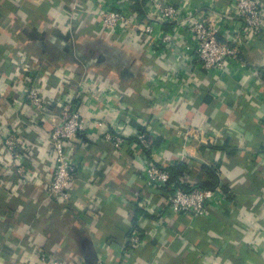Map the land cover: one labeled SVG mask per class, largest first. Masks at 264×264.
Returning <instances> with one entry per match:
<instances>
[{"label": "crops", "instance_id": "obj_1", "mask_svg": "<svg viewBox=\"0 0 264 264\" xmlns=\"http://www.w3.org/2000/svg\"><path fill=\"white\" fill-rule=\"evenodd\" d=\"M77 1L83 12H73ZM95 1L0 0V264H40L44 253L64 264H120L134 227L144 241L132 264H264V28L248 37L242 23L227 22L220 39L237 47L247 70L226 64L208 72L187 34L149 52L128 31L118 36L97 26ZM161 1L183 5L194 20L234 2ZM20 64L46 78L43 111L26 99ZM91 77L95 85L79 94L87 130L74 145L79 171L66 207L48 194L55 169L49 139L78 95L72 86ZM99 120L128 142L103 141ZM145 125L157 134L149 152L136 137ZM12 136L22 141L24 175L5 145ZM203 136L212 138L204 143ZM147 158L183 165L179 180L195 186L211 183L212 172L227 201L201 217L173 212L147 187Z\"/></svg>", "mask_w": 264, "mask_h": 264}, {"label": "built area", "instance_id": "obj_2", "mask_svg": "<svg viewBox=\"0 0 264 264\" xmlns=\"http://www.w3.org/2000/svg\"><path fill=\"white\" fill-rule=\"evenodd\" d=\"M137 1L140 0H96L95 4L102 7V10L91 14L97 26L99 25L103 30H113L118 36L128 31L131 38L138 44L144 45L149 52L155 48H159L161 52L168 44H174L175 41L177 43L178 33L187 34L185 40L190 41L187 46H192L196 58L206 71L220 70L226 64H234L239 70H247V64L239 59L237 47L231 41H222L220 35L227 26V22L229 25L242 23L241 29L244 31L242 35L248 37L256 30L264 28V5L261 0H234L215 17L202 20H194L191 12L185 15L181 4L161 0H144L142 12H137L133 10ZM72 10L83 12L78 1L75 2ZM166 25L168 29L165 28ZM18 72L21 74L19 81L25 88L26 99L37 111H43L49 102L45 96L46 78L43 75L31 73L30 66L27 64H20ZM95 82L93 77L78 79L72 86L74 94L85 93L88 85L93 87ZM78 95L63 106L60 121L53 128L49 139L51 148L55 152V169L47 190L54 204L62 203L66 207L71 205L70 190L79 171L77 158L74 156V145L79 136L87 130L82 112L85 106L83 94L81 97ZM128 112L133 115L132 110ZM94 126L102 140L111 142L116 148H121L128 142L124 133L109 130L105 121H96ZM146 128V131L138 133L136 137L139 148L149 152L152 148V140L157 134L152 127L146 126ZM180 133L182 134V131ZM211 138V136L207 138L203 136L201 141L208 143ZM21 144V139L14 136L5 141L9 154L18 162L16 172L24 175ZM142 172L146 177L147 187L160 190L166 199V205L173 212L201 217L209 213L210 205H221L227 201V195L221 186L214 188L195 186L189 184L185 177L178 183L173 182L168 168L154 163L149 158L146 159ZM143 241L144 235L139 228L131 229L124 250L125 258H127L120 264H132L129 258L133 257ZM39 262L40 264H64L60 259L45 253L41 255Z\"/></svg>", "mask_w": 264, "mask_h": 264}, {"label": "trees", "instance_id": "obj_3", "mask_svg": "<svg viewBox=\"0 0 264 264\" xmlns=\"http://www.w3.org/2000/svg\"><path fill=\"white\" fill-rule=\"evenodd\" d=\"M183 165H177V166H173V167H167L168 170L171 172L172 175V180L173 182H179V178L182 176L183 174ZM211 179L213 180L211 183H207V184H201L199 185L200 187H205V188H214L216 187V179H215V175L211 172Z\"/></svg>", "mask_w": 264, "mask_h": 264}, {"label": "water", "instance_id": "obj_4", "mask_svg": "<svg viewBox=\"0 0 264 264\" xmlns=\"http://www.w3.org/2000/svg\"><path fill=\"white\" fill-rule=\"evenodd\" d=\"M154 191H158V192H160V190H156V189H155ZM84 250H85V252H88V250H87V249H84Z\"/></svg>", "mask_w": 264, "mask_h": 264}, {"label": "rangeland", "instance_id": "obj_5", "mask_svg": "<svg viewBox=\"0 0 264 264\" xmlns=\"http://www.w3.org/2000/svg\"><path fill=\"white\" fill-rule=\"evenodd\" d=\"M261 2H262V0H261ZM263 3V2H262ZM219 12H221V11H218L217 13H219Z\"/></svg>", "mask_w": 264, "mask_h": 264}]
</instances>
